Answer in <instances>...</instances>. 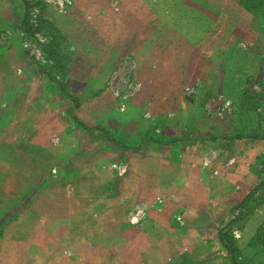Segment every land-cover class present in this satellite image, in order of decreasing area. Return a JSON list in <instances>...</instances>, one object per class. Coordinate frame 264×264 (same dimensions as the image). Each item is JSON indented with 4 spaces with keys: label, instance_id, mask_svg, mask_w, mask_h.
<instances>
[{
    "label": "rangeland",
    "instance_id": "rangeland-1",
    "mask_svg": "<svg viewBox=\"0 0 264 264\" xmlns=\"http://www.w3.org/2000/svg\"><path fill=\"white\" fill-rule=\"evenodd\" d=\"M25 1L0 0V264H134L84 218L98 196L127 189L110 182L132 156L156 154L148 166L166 171L137 197L168 182L181 150L190 163L260 141L263 178L264 0L252 13L238 0ZM256 208L264 217V185L235 207L242 264H264V248L247 243ZM215 242L204 236L213 249L188 259L229 264Z\"/></svg>",
    "mask_w": 264,
    "mask_h": 264
},
{
    "label": "crops",
    "instance_id": "crops-1",
    "mask_svg": "<svg viewBox=\"0 0 264 264\" xmlns=\"http://www.w3.org/2000/svg\"><path fill=\"white\" fill-rule=\"evenodd\" d=\"M261 145L257 141L245 144L240 150L216 146V150L206 155L207 158L203 157V160H196L197 162L193 160L199 157L191 154L190 163L181 150L172 175L166 176L168 182L164 184L157 181L156 186L159 185L149 190L146 189L147 182H150L148 185L154 183L149 178L150 173L166 172L165 164L148 166V161L156 159V154L153 153L143 158L132 156V163L127 171L119 168L110 182L111 188L117 189L119 182L127 181V189L118 193L114 190L111 196H98L94 203L96 208L87 210L90 215L84 214V218L87 222H99L96 230L99 237L104 229L109 230L113 237L107 249L130 252L127 257L134 264H165L170 260L171 254L189 251L196 245L201 250H209L211 246L201 244L204 236L216 237L219 229L230 227L238 213L234 203L244 199L260 181L252 161L263 151ZM144 185L146 190L143 188L137 197V189ZM85 205L84 210L88 209V204ZM111 209L113 215L104 223V217L106 214L110 215ZM255 210L257 218L253 222L251 234L264 219L259 218V209ZM254 213L242 226L243 230ZM216 241L214 246L222 249L217 237ZM101 246L102 244L99 245ZM88 247L97 249L92 244ZM149 252L156 254V263L143 259ZM223 252L222 249L221 253ZM207 257L206 254L202 259L199 258L198 264H206L205 259L210 256ZM225 264H228L227 261Z\"/></svg>",
    "mask_w": 264,
    "mask_h": 264
},
{
    "label": "trees",
    "instance_id": "trees-1",
    "mask_svg": "<svg viewBox=\"0 0 264 264\" xmlns=\"http://www.w3.org/2000/svg\"><path fill=\"white\" fill-rule=\"evenodd\" d=\"M25 2L26 1L23 0L24 5H26ZM255 2H258V0H238V4L250 12H251L250 7L254 6L256 4ZM23 19H24V17L22 18V21H23ZM82 127L84 129H91V128H88L84 125H82ZM241 137H242L241 134H236V135H233L231 137H228V138L226 137L223 139L225 141H228V140L238 139ZM255 137L264 138V135H257ZM214 139L209 140V141L214 142ZM263 185H264V176L258 182V184L244 197V199H242L241 201H239L235 204V207H240L241 205H243V203H245L250 197H252L254 192L258 188L262 187ZM245 198H246V201H245ZM263 223H264V221L262 222V224ZM230 227H225V228L219 229L218 232L216 233V237H217V240L219 241L220 246L222 247L224 253L229 257L230 263L231 264H242L240 262H237L236 258H235L238 254H240V249L234 243V240L232 238V230ZM247 243L250 247L253 248L254 252H257V251L262 252L263 251L264 233H263V229L261 228L260 224L257 226L254 233L250 236ZM259 244H262V246H261L262 248L259 246ZM186 253L187 252L179 253L176 256V258L170 259L165 264H198V261H196V260H189L187 257L188 255ZM240 257H241V254H240ZM246 260H247V262L253 261V260H249V259H246Z\"/></svg>",
    "mask_w": 264,
    "mask_h": 264
}]
</instances>
